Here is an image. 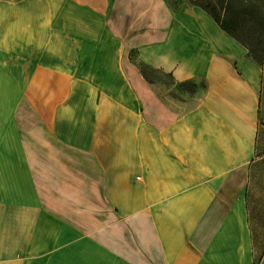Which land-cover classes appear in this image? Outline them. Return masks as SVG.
Listing matches in <instances>:
<instances>
[{
	"label": "crops",
	"instance_id": "obj_1",
	"mask_svg": "<svg viewBox=\"0 0 264 264\" xmlns=\"http://www.w3.org/2000/svg\"><path fill=\"white\" fill-rule=\"evenodd\" d=\"M262 86L191 0H0V264H264Z\"/></svg>",
	"mask_w": 264,
	"mask_h": 264
},
{
	"label": "rangeland",
	"instance_id": "obj_2",
	"mask_svg": "<svg viewBox=\"0 0 264 264\" xmlns=\"http://www.w3.org/2000/svg\"><path fill=\"white\" fill-rule=\"evenodd\" d=\"M199 2L206 3L208 0H198ZM242 35L247 38L255 47L259 48L258 54L261 55L263 62L255 60L251 53L249 55L259 63L263 68V86L261 93V105H260V126L262 134L264 135V50L260 51L262 47L261 42L255 39L254 36L247 31H243ZM248 48V47H247ZM249 50V48H248ZM263 54V55H262ZM133 58L140 63L137 55H133ZM144 71L157 88L161 91L163 96L169 103L180 101L186 97H193V104L201 97L205 88V82L200 79H192L183 84H179L173 90L166 91L167 88L174 86V80L167 74L155 71L146 65L143 66ZM253 227L255 230V238L257 242L264 243V153L260 155L259 159V173H258V187L254 191V198L251 202Z\"/></svg>",
	"mask_w": 264,
	"mask_h": 264
},
{
	"label": "trees",
	"instance_id": "obj_3",
	"mask_svg": "<svg viewBox=\"0 0 264 264\" xmlns=\"http://www.w3.org/2000/svg\"><path fill=\"white\" fill-rule=\"evenodd\" d=\"M193 3L201 5L207 10L220 26L228 33L240 40L255 60L263 62L258 54L259 48L255 47L242 33L247 31L258 39L264 50V0H208L206 3L198 0H191ZM263 55V54H262ZM143 73L146 75L143 66L144 62L138 63Z\"/></svg>",
	"mask_w": 264,
	"mask_h": 264
}]
</instances>
